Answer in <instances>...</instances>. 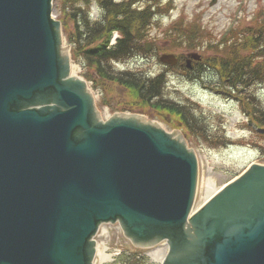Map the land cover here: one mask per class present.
Listing matches in <instances>:
<instances>
[{"label": "water", "instance_id": "water-1", "mask_svg": "<svg viewBox=\"0 0 264 264\" xmlns=\"http://www.w3.org/2000/svg\"><path fill=\"white\" fill-rule=\"evenodd\" d=\"M172 131L101 122L51 0H0V264H91L116 220L137 245L166 239L163 264H264V164L191 214L197 159Z\"/></svg>", "mask_w": 264, "mask_h": 264}, {"label": "rangeland", "instance_id": "rangeland-1", "mask_svg": "<svg viewBox=\"0 0 264 264\" xmlns=\"http://www.w3.org/2000/svg\"><path fill=\"white\" fill-rule=\"evenodd\" d=\"M71 1L53 0V15L63 19L68 29L73 28L69 8H73L75 2ZM86 1L92 18L101 12L100 0ZM212 1L139 0L140 6H150L155 14L148 33L149 38L145 43H155L150 50L156 69H162L163 64L159 62L158 55L163 52L179 56L199 52L204 63L207 61L216 67L218 62L224 61L230 55V46L240 43L248 45L247 31L255 30L264 20V0ZM62 33L64 44L67 45L64 29ZM182 33L198 38V42L194 39V48L185 49L175 41L177 34ZM189 39L193 40L192 37ZM72 71L80 76L79 65L73 63ZM196 74L197 71L184 74L180 72V68H174L165 69L163 75L169 88L167 91L171 95L194 103L195 116L204 119L201 126L211 133L207 135V140L199 135V128L191 133L184 131L180 120L173 113L153 106L131 109L135 96L120 85L111 84L101 93L91 81L88 83L102 117L115 112L136 113L168 132L176 129L183 132L188 140L186 146L194 150L199 163L200 180L195 200V207H198L205 199L208 181L218 188L249 163L264 164V129L260 124L251 123L244 115L246 106H243V95L228 93L226 86L223 92L211 91L208 86L216 87L217 79L209 76L200 80ZM253 91L264 112V81L253 87ZM105 228V232L102 231L97 238L101 250L106 248L112 254L114 249H121L123 246L131 248V242L123 236L118 225H106ZM139 250L147 256L149 264H159L158 255L151 254L152 248ZM109 259V256L104 257L100 264H111Z\"/></svg>", "mask_w": 264, "mask_h": 264}, {"label": "trees", "instance_id": "trees-1", "mask_svg": "<svg viewBox=\"0 0 264 264\" xmlns=\"http://www.w3.org/2000/svg\"><path fill=\"white\" fill-rule=\"evenodd\" d=\"M71 2H75L73 8H69L73 28L68 29L63 19L62 24L71 44L73 61L82 66L87 79L92 80L102 93L111 84L120 85L135 96L131 109L151 106L163 109L178 116L189 133L199 128V135L209 139L207 135L211 133L201 126L204 119L195 116L194 103L176 98L167 91L169 88L164 75L158 73L151 54L144 49L155 17L150 6H140L139 0H100L101 13L92 18L86 0ZM113 31H117L118 37L113 44H109ZM177 35L175 41L183 48L195 47L196 36L187 33ZM246 36L247 46L243 43L230 46V55L221 63L223 73L220 75L229 93L243 95L245 114L251 122L260 124L264 129L262 104L253 91L254 86L264 81V20L255 30H248ZM191 37L193 40L189 39ZM205 68L206 65L202 67ZM206 69L209 70V67ZM210 74L203 71L200 78L217 76ZM119 260L121 264H149L145 255L134 250H125Z\"/></svg>", "mask_w": 264, "mask_h": 264}, {"label": "bare ground", "instance_id": "bare-ground-1", "mask_svg": "<svg viewBox=\"0 0 264 264\" xmlns=\"http://www.w3.org/2000/svg\"><path fill=\"white\" fill-rule=\"evenodd\" d=\"M216 187L211 184L209 181L207 182V190H206V194H205V197H208L210 194H212L213 190L215 189ZM154 254H158V257H160L161 255V248H157V249H154L153 251ZM102 255V254H101ZM162 257V256H161Z\"/></svg>", "mask_w": 264, "mask_h": 264}, {"label": "flooded vegetation", "instance_id": "flooded-vegetation-1", "mask_svg": "<svg viewBox=\"0 0 264 264\" xmlns=\"http://www.w3.org/2000/svg\"><path fill=\"white\" fill-rule=\"evenodd\" d=\"M194 62H192V64H193ZM180 64V67H182V68H184L183 67V65H181L182 63H179ZM186 72L188 71V70H185ZM181 72H183L184 73V71H181Z\"/></svg>", "mask_w": 264, "mask_h": 264}]
</instances>
